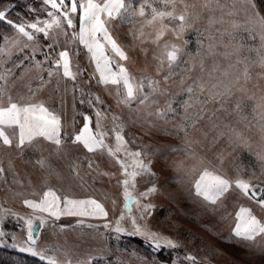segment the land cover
Here are the masks:
<instances>
[{"label":"rangeland","instance_id":"374dc122","mask_svg":"<svg viewBox=\"0 0 264 264\" xmlns=\"http://www.w3.org/2000/svg\"><path fill=\"white\" fill-rule=\"evenodd\" d=\"M125 2L132 5L131 11L138 10L141 0ZM203 2L200 0L201 4ZM254 3L256 11L264 15V0H254ZM0 11L6 13L5 20L0 21V47H4V37L10 40L18 37L7 21L27 25L37 20H50L47 13L54 10L44 0H17L9 5L0 3ZM197 11L202 13L200 20L183 33L182 39L168 32L160 41L161 46L165 42L179 45L183 52L171 69L165 62L159 73V61L154 56L160 55L162 49L151 42L154 34L147 35L151 29L145 27L146 35L141 37L144 40L141 43V40H133L132 33L138 35L139 25L127 22L128 12L122 10L120 16L109 20L107 26L113 38L129 57L128 61L121 63L137 80L151 77L160 82V90L155 93L145 86L144 93H148V99L144 103L140 102L144 93L139 92L129 104L118 103L125 91L123 86H119L118 96V86L98 82L99 74L90 59L91 54L78 39H73L79 32V11L73 18L74 27L69 28L61 17L67 36L57 35V53L62 49L68 50L72 71L82 73L75 81L63 77L62 68L49 79L47 70L53 68L51 60L43 64L45 71L37 72L35 62L44 61V53L49 51L44 46L51 42L45 40L42 33L36 34L40 48L35 51L34 58L32 46L22 50L13 48L11 56L3 58L0 72L12 69L8 85L12 97L29 96V86L33 90L41 88L34 102L45 103L60 116L64 142L57 151L55 145L41 141V149L37 151L27 146L23 149L9 148L0 141V168L4 169L0 176L1 252L41 260L40 256L22 250L32 247L58 264H264V244L259 243L261 237L256 241H245L233 234L236 213L241 207L252 209L253 214L264 221V210L259 208L256 200L243 195L234 183L217 205L195 195V182L205 167L233 182L237 179L249 182V195L252 189H264V159L258 155H264V142L253 118L255 101L243 98L242 115L247 117V121H241L232 112L233 102L241 96L240 93L225 106L228 112L217 111L211 115L212 110L219 107L215 102L205 105L193 102L192 107H185L190 97L184 89L200 75L197 53L204 52L209 43L206 38L208 17L215 15L219 18L222 14L219 10L208 13L199 7ZM224 18L246 23L242 11L235 17ZM133 19L140 21L142 18L136 16ZM215 28L232 31L227 24H217ZM198 31L204 35H198ZM234 36L233 43L243 45L240 58H248L251 62L252 80L248 88L257 96L264 95V68L255 63L257 50L261 47L260 36L243 28ZM20 39L21 45L33 43ZM228 39L225 35V42ZM212 59L205 54L206 69L211 68ZM220 59L226 67L229 61ZM235 59L232 57L231 62L234 63ZM243 67V64L237 66L239 69ZM39 76L44 77V86ZM257 84L259 88L255 87ZM206 95L207 89L204 92L197 89L192 97L203 99ZM96 97L103 103H97ZM97 110L102 113L100 131L107 133L105 145L116 146L113 117H118L116 123L123 125L128 151L141 153L139 159L148 167L147 172H140L133 180L126 177L117 163L121 160L128 164L129 173L134 170L133 159L124 151L113 157L106 150L88 152L82 144L73 143L74 135L84 126L85 116L91 120L90 128L96 131ZM198 115L202 118L198 119ZM244 140L248 141L247 145ZM40 159L46 161L45 167L37 163ZM126 178L129 180L128 191L137 202L127 201L130 212L125 207L123 181ZM153 188L155 191H151ZM49 189L70 199L94 200L103 207L107 216H101L93 207L87 206L84 210L88 215H61L57 219L46 212H34L24 204L25 200L39 202ZM132 218L136 219L141 232H136ZM26 219H31L33 224L43 221L35 244L28 240ZM118 225L120 232L115 230ZM142 233H155L161 246L157 248ZM166 240L173 241L176 247L167 246ZM189 257L195 259L190 260ZM41 261L47 264L46 260Z\"/></svg>","mask_w":264,"mask_h":264},{"label":"snow or ice","instance_id":"6c2138e0","mask_svg":"<svg viewBox=\"0 0 264 264\" xmlns=\"http://www.w3.org/2000/svg\"><path fill=\"white\" fill-rule=\"evenodd\" d=\"M44 3L50 5L51 9L54 10L48 11L47 13L51 17L50 20H37L27 25L15 24L11 20L7 21L18 33V37L11 40L4 37L5 46L0 47V66L3 65V58L5 56L10 57L12 49L16 47H20L22 50L23 48L32 46L34 58L35 51L40 48L36 34L42 33L43 38L51 42L44 46L49 50L44 53V61L35 62L37 72L45 71L43 64L51 60L55 72L53 68L47 70L49 79L54 74H58L62 68L63 77L75 81L77 75L82 73L79 70L77 72L72 71L71 58L68 50L62 49L57 53V35L64 34L67 36L61 17L66 21L67 26L71 28L74 27L73 18L79 11V32L73 36V39H78L79 43L83 44L91 54L90 59L95 64L96 73L99 74V83L118 86V96H120L119 86H123L125 90L123 97L118 100V103L123 104H129L130 101L136 98L138 92L144 93L145 86L153 93L159 91L160 82L151 77H142L137 80L131 75L125 64L121 63L128 61L129 57L123 46L113 38L107 26L110 19L120 16L122 10L128 12L127 22L139 25L137 28L138 35L132 33L133 40H141V43L144 42L141 37L146 35L144 32L145 27L151 29V32L147 35L153 36L154 34L151 42L162 49L160 55L154 56V59L159 61V67L157 68V73H159L160 67L165 62H167L169 69H171L177 63L180 54L183 52V48L176 44L165 42L161 46L160 41L165 35L168 32H172L177 39H182L183 33L191 29L194 23L200 20L202 13L197 11L198 7L206 10L208 13H214L219 10L222 13L219 18L215 15H209L208 17V35L206 38L209 40V43L204 52L198 51L197 53L200 57V75L194 78L192 84L184 89L190 97L189 101L185 103V107L186 109L192 107L193 102L201 105L215 102L219 104V107L214 108L211 115H215L217 111L228 112L225 106L233 102L232 98L237 93H240L241 96L233 102L234 107L232 108V112L236 113L241 121H247V117L242 115L243 98L247 97L249 100H254L253 118L256 121L255 126L260 133V139L264 142V95L257 96L255 92H252L248 88V84L252 80L249 71L251 62L248 61V58H240V49L243 45L233 43L235 39L234 33L241 28L250 34L256 32L260 36L261 47L257 50V60L255 63L259 64L261 68H264V15L256 11L254 0H230V3L228 0H225L224 3H221V0H204L202 4L200 0H191V2L189 0H141L138 10L131 11L129 9L132 8V5L127 4L125 0H104L102 3L95 2V0H44ZM241 11L245 14V24H241L235 19L225 20L224 18L225 16L235 17ZM136 16L142 19L135 21L133 18ZM103 17H107V19ZM5 18L6 13L0 11V21L5 20ZM217 24H227L232 31H229L227 28L223 30L217 29L215 28ZM27 29H31L32 31L30 32ZM50 32L52 35H50ZM198 35L203 36L204 34L198 31ZM225 35L229 37L227 42L224 40ZM21 37L27 42H33L32 45L29 43L21 45ZM184 43L187 44V41L185 40ZM201 48H204L203 44H201ZM221 48L223 51H218ZM54 53L55 55H53ZM205 54L213 58L210 69L205 68ZM232 57H236L234 63L231 62ZM220 58L224 61H229L226 67L223 66ZM240 64L244 65L242 69L237 68ZM11 75V68L0 72V141H2L4 146L9 148L16 147L23 149L27 146L37 151L41 149V141H47L55 145L56 150L59 151L64 142L61 135L62 125L60 116L47 107L45 103L34 102V97L37 92L42 90L41 88L33 90L29 86V96H21L18 99H14L8 91ZM38 78L41 85L44 86L46 84L44 77L39 76ZM145 81L147 82L146 85ZM165 82H167V78H165ZM183 84L184 82L182 80L181 86ZM255 87L259 88V85L257 84ZM197 89L200 92H204L207 89V95L203 99L199 96L193 99L192 94ZM147 99L148 93H144L140 102L144 103ZM96 102L103 103L99 97H96ZM201 112H203V108H201ZM158 115L162 116L163 113H158ZM96 116V131L90 128L91 120L88 116H85L84 126L74 135L73 143L82 144L83 148L88 152H95L98 149L106 150L113 157L117 153L124 151L127 157L133 159L132 167L134 170L129 173L127 171L128 164L121 160H117V163L124 170L126 177L130 176L133 180L140 172H147L148 167L139 159L141 153L128 151L126 147L127 141L123 135V125L116 123L119 118L113 117V131L115 133L116 146L112 148L104 143V138L107 133L100 131L102 113L97 110ZM200 118L202 116L198 115V119ZM231 131L235 132V129H231ZM236 135L240 138L239 133H236ZM244 143L247 145L248 141L244 140ZM258 155L261 159H264V155L259 153ZM37 163L41 167L46 166L44 159L38 160ZM89 167H91V164H89ZM3 173L4 169L0 168V176ZM233 183L235 188L239 189L243 195L249 199H255L259 208L264 210V198H261L264 197V189L261 190L260 197L257 196L255 189H252L251 195H249V182L241 179L233 182L225 176L208 170L206 167L202 170L199 179L195 182V195L202 197L204 201L212 205H217L221 197L232 188ZM123 184L125 186V207L130 212L131 209L128 207L127 201L131 200L134 204L137 202L128 191L129 180L127 178L123 181ZM151 191H155V189L153 188ZM24 204L34 212H46L57 219L61 215H88L89 213L84 210L87 206L93 207L99 215L107 216L103 207L94 200L70 199L67 196L57 195L51 189L42 194V199L39 202L25 200ZM61 204H63V208H61ZM25 223L28 227V240L32 244H35L33 222L31 219H26ZM132 224L136 232H141L140 227L136 224L135 218H132ZM115 230L117 232L121 231L119 225ZM142 234H146L157 248L161 246L159 238L155 233ZM233 234L245 241H256L257 237H261L262 240L259 243L264 244V221L258 219L253 214L252 209L241 207L236 213ZM165 243L167 246L176 247L171 240H166ZM22 250L28 251L34 256H40L41 260L47 261V264H58L56 260L45 257L42 252H37L32 247ZM189 259L194 260L195 258L189 257Z\"/></svg>","mask_w":264,"mask_h":264},{"label":"trees","instance_id":"16d2710c","mask_svg":"<svg viewBox=\"0 0 264 264\" xmlns=\"http://www.w3.org/2000/svg\"><path fill=\"white\" fill-rule=\"evenodd\" d=\"M16 2L17 0H0V3L8 4V5ZM1 251L2 250H0V264H6L5 262H8L9 264H46L43 261L31 256H27L23 254L15 255L12 253L1 252Z\"/></svg>","mask_w":264,"mask_h":264},{"label":"water","instance_id":"95a60500","mask_svg":"<svg viewBox=\"0 0 264 264\" xmlns=\"http://www.w3.org/2000/svg\"><path fill=\"white\" fill-rule=\"evenodd\" d=\"M256 193H257V195H259L261 193V189L260 188H257L256 189ZM41 227H42V223L39 220L36 221L33 224V228H34L33 237H34V239L38 237V235L40 233V230H41Z\"/></svg>","mask_w":264,"mask_h":264}]
</instances>
